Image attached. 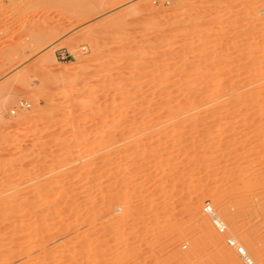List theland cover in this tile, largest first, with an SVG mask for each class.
Instances as JSON below:
<instances>
[{
  "label": "rangeland",
  "instance_id": "rangeland-1",
  "mask_svg": "<svg viewBox=\"0 0 264 264\" xmlns=\"http://www.w3.org/2000/svg\"><path fill=\"white\" fill-rule=\"evenodd\" d=\"M263 176L264 0H0V264H264Z\"/></svg>",
  "mask_w": 264,
  "mask_h": 264
},
{
  "label": "bare ground",
  "instance_id": "bare-ground-1",
  "mask_svg": "<svg viewBox=\"0 0 264 264\" xmlns=\"http://www.w3.org/2000/svg\"><path fill=\"white\" fill-rule=\"evenodd\" d=\"M252 77H253V78H252L251 81L256 85V83H258V81L260 80V78H259V80L257 79V78L259 77V76H257V74H254ZM214 86H215V85H214ZM184 88H185V87H184ZM187 88H189V87H187ZM192 88H193V87H192ZM196 88H197V87H195V90H197ZM205 88H206V87H205ZM209 88H210V87H209ZM189 89H190V88H189ZM199 89H200V88H199ZM207 90H208V89H207ZM255 90H256V89H255ZM187 91H188V90H187ZM187 91H186V92H187ZM252 91H253V90H252ZM191 92H192V91H191ZM194 92H195V91H194ZM197 92H198V90H197ZM215 92H216V91H215ZM249 92H250V91H249ZM185 94H186V93H185ZM193 94H196V92L193 93ZM211 94H212V93H211ZM216 94H217V93H216ZM250 94H251V93H250ZM252 94H254V93H252ZM181 95H182V94H181ZM186 95H187V94H186ZM207 95H209V94H207ZM254 95L256 96V94H254ZM255 96H252V97H255ZM186 97H187V96H186ZM208 97H209V96H208ZM217 97H218V96H217ZM220 97H221V96H220ZM220 97H219V98H220ZM190 98H191V97H190ZM192 99H193V97H192ZM209 99H210V98H209ZM211 99H212V98H211ZM183 100H185V99H183ZM189 100H190V99H189ZM194 100H195V99H194ZM202 100H203V99H202ZM205 100H206V98H205ZM205 100H204V101H205ZM209 101H214V100H209ZM215 101H216V100H215ZM187 102H188V101H187ZM216 102H217V101H216ZM196 103H198V102H195V104H196ZM208 103H209V102H208ZM208 103H207V104H208ZM211 103H212V102H211ZM213 103H214V102H213ZM195 104H194V105H195ZM200 104H201V103H200ZM202 104H203V102H202ZM196 105H197V104H196ZM210 105H211V104H210ZM210 105L208 104V107H209ZM212 105H213V104H212ZM191 106H192V103H191V105H190V107H189V108H190V111H191ZM204 106H205V104H204ZM194 107H195V106H194ZM204 108H205V107H204ZM183 109H184V108H183ZM185 109H186V111L188 112V109H187V108H185ZM185 109H184V112H185ZM196 109H197V108H196ZM196 109H195V110H196ZM198 109L201 110L200 107H198ZM205 109H206V108H205ZM207 109H208V108H207ZM207 109H206V110H207ZM192 110H194V109H192ZM199 110H198V111H199ZM203 110H204V109H203ZM203 110H202V113H203ZM210 110H212L211 112H213V109H212V108H211ZM215 110H216V108H215ZM177 111L179 112V110H177ZM192 112H193V111H192ZM192 112H191V113H192ZM204 112H205V111H204ZM168 113H169V112H168ZM168 113H167V114H168ZM174 113H175V112H174ZM191 113H189V114H191ZM195 113H196V112H195ZM200 113H201V111H200ZM205 113H206V112H205ZM172 114H173V113H172ZM177 114H178V113H177ZM177 114H176V115H177ZM206 114H207V113H206ZM208 114H209V113H208ZM182 115H183V114H182ZM184 115H185V113H184ZM197 115H198V114H197ZM197 115H196V117H198ZM201 115H202V114H201ZM178 116H179V115H178ZM191 116H192V115H191ZM215 116H216V115H215ZM220 116H221V115H220ZM220 116H219V118H220ZM188 117H189V116H188ZM188 117H187V119H190V118H191V117H190V118H188ZM196 117H195V118H196ZM200 117H201V116H200ZM208 117H209V116H208ZM222 118H223V117H222ZM227 118H228V117H227ZM230 118H231V117H230ZM230 118H229V119H230ZM199 119H200V118H199ZM201 119H202V118H201ZM215 119H216V118H215ZM192 120H193V119H192ZM192 120H191V121H192ZM203 120H204V119H203ZM218 120H219V119H218ZM191 121H190V122H191ZM194 121H195V119H194ZM144 122H145V121H144ZM186 122H187V121H186ZM192 122H193V121H192ZM197 122H199V121H197ZM197 122H196V124H201V123H197ZM215 122H216V121H215ZM187 123H188V122H187ZM223 123H224V122H223ZM185 124H186V123H185ZM193 124H194V123H193ZM215 124H216V123H215ZM218 124H219V123H218ZM191 125H192V124H190V125H188V126H191ZM225 125H226V124H225ZM162 126H163V125H162ZM160 127H161V126H160ZM225 127H226V126H225ZM231 127H232V126H230V128H231ZM190 128H191V127H190ZM196 128H197V127H196ZM230 128H229V129H230ZM150 129H151V128H150ZM172 129H173V128H172ZM172 129H171V130H172ZM218 129H219V128H218ZM220 129H221V128H220ZM226 129H227V128H226ZM187 130H188V129H187ZM195 130H196V129H195ZM126 131H127V130H126ZM152 131H153V130H152ZM152 131H151L150 133H152ZM177 131H178V130H177ZM185 131H186L185 128H184V129H183V128H180L178 134H182V135H183L184 133H186ZM121 132H122V131H121ZM124 132H125V131H124ZM124 132H123V133H124ZM168 132H170V131H168ZM174 132H175V131H174ZM113 133H114V132H113ZM154 133H155V132H154ZM154 133H153V134H154ZM163 133H164V131H163ZM163 133H162V134H163ZM176 133H177V132H176ZM114 134H115V133H114ZM170 134H171V133H170ZM200 134H201V133H200ZM112 135H113V134H112ZM182 135H181V136H182ZM146 136H147V134H146ZM149 136H150V135H149ZM104 137H105V135H104ZM109 137H110V136H109ZM111 137H113V136H111ZM177 137H178V136H177ZM184 137H185V136H184ZM190 138H191V137H190ZM122 140H123V139H122ZM156 140H157V139H156ZM158 141H159V139H158ZM189 141H190V139H189ZM213 141H214V140H213ZM187 143H188V142H187ZM190 143H191V142H190ZM217 143L219 144V142H217ZM133 144H134V143H133ZM142 144H143V143H142ZM178 144H179V143H178ZM184 144H185V143H184ZM186 145H187V144H186ZM259 145H260V144H259ZM135 146H136V145H135ZM143 146H144V145H143ZM183 146H184V145H183ZM257 146H258V145H257ZM226 147H227V146H226ZM254 147H255V146H254ZM258 147H259V146H258ZM142 148H144V147H142ZM180 148H181V147H180ZM222 148H223V147H222ZM256 148H257V147H256ZM185 149H187V148H185ZM213 149H214V148H213ZM192 150H193V149H192ZM225 150H226V149H225ZM215 151H216V150H215ZM153 152H154V151H153ZM188 152H189V151H188ZM134 154H135V153H134ZM219 154H220V153H219ZM228 154H229V153H228ZM170 155H171V154H170ZM248 155H249V154H248ZM188 156H189V155H188ZM193 157H194V156H193ZM203 157H204V156H203ZM208 157H210V156H208ZM216 157H217V156H216ZM235 157H236V156H235ZM185 158H186V157H185ZM185 158H184V160H185ZM199 158H200V157H199ZM223 158H224V157H223ZM233 158H234V157H233ZM204 159H206V158H204ZM163 160H164V159H163ZM192 160H193V159H192ZM237 160H238V159H237ZM243 160H244V158H243ZM107 161H108V160H107ZM107 161H106V162H107ZM189 161H190V160H189ZM213 161H214V160H213ZM109 162H110V161H109ZM190 162H191V161H190ZM192 163H193V162H192ZM192 163H191V164H192ZM195 163H196V162H195ZM201 163H202V162H201ZM205 163H206V162H205ZM183 164H184V163H183ZM209 164H210V163H209ZM188 165H189V164H188ZM197 166H198V165H197ZM221 166H222V165H221ZM178 167H180V166H178ZM181 167H182V166H181ZM181 169H182V168H181ZM193 169H194V168H193ZM178 170H179V169H178ZM216 170H217V169H216ZM246 170H247V168H246ZM179 171H180V170H179ZM189 172H190V171H189ZM193 172H194V171H193ZM197 172H198V171H197ZM243 172H244V171H243ZM262 172H263V170H262ZM209 173H210V171H209ZM225 173H226V172H225ZM227 173H228V172H227ZM185 174H186V173H185ZM192 174H193V173H192ZM197 174H198V173H197ZM230 174H231V173H230ZM247 174H248V173H247ZM257 174H258V173H257ZM248 175H249V174H248ZM185 176H186V175H185ZM205 176H206V175H205ZM229 177H230V175H229ZM245 177H246V176H245ZM251 177H252V176H251ZM263 177H264V176H263ZM252 179H253V178H252ZM259 179H260V178H259ZM243 180H244V179H243ZM253 180H254V179H253ZM257 181H258V179H257ZM249 183H250V182H249ZM253 183H254V182H253ZM255 183H256V182H255ZM257 184H258V183H257ZM253 185H256V184H253ZM249 187H250V186H249ZM260 187H261V186H260ZM243 188H244V186H243ZM245 188H246V187H245ZM251 188H253V187H251ZM258 188H259V187H258ZM227 189H228V188H227ZM234 189H236V188H234ZM248 189H249V188H248ZM248 189H247V191H248ZM254 189H256V188H254ZM254 189H253V190H254ZM228 191H229V190H228ZM241 191H242V190H241ZM251 191H252V190H251ZM120 192H121V191H120ZM222 192H223V191H221V193H222ZM230 192H231V191H230ZM214 193H215V192H214ZM214 193H213V194H214ZM223 193H224V192H223ZM231 193H232V192H231ZM236 193H237V192H236ZM124 194H125V193H124ZM227 194H228V193H227ZM233 194H234V193H233ZM135 195H136V194H135ZM220 195H221V194H220ZM123 196H125V195H123ZM123 196H122V197H123ZM218 196H219V195H218ZM227 196H229V195H227ZM118 197H119V194H118ZM126 197H127V196H126ZM216 197H217V193H216ZM56 198H57V197H56ZM56 198H55V200H56ZM116 198H117V196H116ZM212 198H213V197H212ZM225 198H226V197H225ZM241 198H242V197H241ZM262 198H263V197H262ZM262 198H261V199H262ZM221 199L223 200V198H221ZM263 199H264V198H263ZM120 200H121V198H120ZM125 200H126V198H125ZM217 200H220V199L217 198ZM217 200H216V201H217ZM121 201H122V200H121ZM193 201H194V200H193ZM223 201H224V200H223ZM109 202H110V201H109ZM209 202H210V200H209ZM209 202H208V203H209ZM220 202H221V201H220ZM251 202H252V201H251ZM258 202H259V201H258ZM258 202H257V203H258ZM260 202H261V201H260ZM201 203H202V202H201ZM123 204H124V203H123ZM125 204H126V203H125ZM145 204H146V203H145ZM194 204H195V203H194ZM211 204H213V203L211 202ZM225 204H226V203H225ZM236 204H237V203H236ZM115 205H116V204H115ZM150 205H151V204H150ZM175 205H176V204H175ZM204 205H205V203H204ZM216 205H217V204H216ZM255 205H256V204H255ZM261 205H262V204H261ZM100 206H101V205H100ZM129 206H131V205H129ZM198 206H199V205H198ZM205 206H207V204H206ZM209 206H210V205H209ZM213 206H215V205H213ZM218 206H219V205H218ZM225 206H227V205H225ZM256 206L258 207V205H256ZM259 206H260V205H259ZM262 206H263V205H262ZM106 207H107V206H106ZM115 207H116V206H115ZM122 207H123V206H122ZM125 207H126V206H125ZM144 207H145V206H144ZM162 207H163V206H162ZM175 207H176V206H175ZM175 207H174V208H175ZM200 207H201V206H200ZM203 207H204V206H203ZM211 207H212V206H211ZM223 207H224V206H223ZM227 207H228V206H227ZM232 207H233V206H232ZM240 207H241V206H240ZM117 208H118V207H117ZM176 208H177V207H176ZM176 208H175V209H176ZM183 208H184V207H183ZM198 208H199V207H198ZM228 208H229V207H228ZM228 208H227V209H228ZM143 209H144V208H143ZM147 209H148V208H147ZM149 209H150V208H149ZM170 209H171V208H170ZM170 209H169V210H170ZM221 209H222V208H221ZM135 210H136V209H135ZM224 210H225V209H224ZM238 210H239V209H238ZM260 210H261V209H260ZM145 211H146V209H145ZM179 211H180V210H179ZM202 211H203V210H202ZM230 211H231V210H230ZM121 212H125V211H121ZM126 212H127V211H126ZM215 212H216V211H215ZM221 212H222V211H221ZM133 213H134V212H133ZM144 213H145V215H146V212H144ZM144 213H143V214H144ZM226 213H227V212H226ZM232 213H233V212H232ZM176 214H177V213H176ZM216 214H217V212H216ZM221 214H222V213H221ZM254 214H255V213H254ZM141 215H142V214H141ZM150 215H151V214H150ZM190 215H191V214H190ZM226 215H227V214H226ZM228 215H229V212H228ZM230 215H231V213H230ZM230 215H229V216H230ZM125 216H126V214H125ZM128 216H130V214H129ZM136 216H137V215H136ZM148 216H149V215H148ZM148 216H147V217H148ZM192 216H193V215H192ZM217 216H218V215H217ZM261 216H263V215L261 214ZM121 217H122V216H121ZM121 217H120V218H121ZM130 217H132V215H131ZM160 217H161V216H160ZM160 217H159V218H160ZM183 217H184V216H183ZM208 217H209V216H208ZM218 217H219V216H218ZM239 217L241 218V216H239ZM239 217H238V218H239ZM259 217H260V216H259ZM263 217H264V216H263ZM135 218H136V217H135ZM153 218H154V217H153ZM153 218H152V219H153ZM159 218H158V219H159ZM169 218H170V217H169ZM209 218H210V217H209ZM126 219H127V218H126ZM143 219H144V218H143ZM219 219L225 224V222H224V220H223L224 218L221 219V217H219ZM226 219H227V218L225 217V220H226ZM258 219H259V218H258ZM258 219H257V220H258ZM132 220H133V219H132ZM132 220H131V221H132ZM134 220H135V219H134ZM136 220H137V219H136ZM139 220H140V219H139ZM161 220H162V219H161ZM210 220H211V218H210ZM228 220H229V218H228ZM237 220H238V219H237ZM239 220H240V219H239ZM119 221H120V220H119ZM124 221H125V219H124ZM126 221H128V220H126ZM126 221H125V222H126ZM131 221H130V222H131ZM145 221H146V220H144V222H145ZM151 221H152V220H151ZM164 221H165V220H164ZM169 221H170V219H169ZM172 221H173V220H172ZM176 221H177V220H176ZM178 221H179V220H178ZM226 221H227V220H226ZM229 221H232V220L230 219ZM229 221H227V222H229ZM144 222L142 221V223H144ZM173 222H174V221H173ZM209 222H210V221H209ZM209 222H207L206 219H203V220L201 221V223L199 222V223H200L199 226H201L200 229H202V231H203V233H205L206 237H208V238H210V237L213 238V236H214L213 233H215V232H214L212 229H213L214 226L212 225L213 227L211 228V227L208 225ZM227 222H226V223H227ZM233 222H235V221H233ZM242 222H243V221H242ZM132 223H134V221H133ZM145 223H148V222H145ZM229 223H230V222H229ZM259 223H260V222H259ZM175 224H176V223H175ZM175 224H174V225H175ZM177 224H178V223H177ZM209 224H210V223H209ZM211 224H212V220H211ZM260 224H261V223H260ZM154 225H155V224H154ZM171 225H172V224H171ZM181 225H182V224H181ZM258 225H259V224H258ZM133 226H134V224H133ZM135 226H136V225H135ZM177 226H179V225H177ZM191 226H192V225H191ZM199 226H198V227H199ZM226 226H227V225H226ZM147 227H148V226H147ZM173 227H174V226H173ZM175 227H176V226H175ZM259 227H260V226H259ZM262 227H263V226H262ZM161 228H162V227H161ZM177 228H179V227H177ZM149 229H150V228H149ZM253 229H254V228H253ZM257 229H258V228H257ZM175 230H176V228H175ZM214 230H216V229H214ZM148 231H152V229H151V230H148ZM148 231H147V232H148ZM172 231H173V230H172ZM172 231H171V232H172ZM182 231H183V230H182ZM189 231H190V230H189ZM192 231H193V230H192ZM192 231H191V232H192ZM200 231H201V230H200ZM216 231H217V230H216ZM152 233H153V232H152ZM174 233H176V232H174ZM200 233H201V232H200ZM249 233H251V232H249ZM162 234H163V233H162ZM166 234H167V232H166ZM168 234H170V233L168 232ZM211 234H212V235H211ZM240 234H241V233H240ZM254 234H256V233H254ZM146 235H147V234H146ZM158 235H159V234H158ZM163 235H164V234H163ZM173 235H174V234H173ZM179 235H181V234H179ZM183 235H186V234L184 233ZM195 235H196V234H195ZM208 235H209L210 237H209ZM244 235H245V234H244ZM156 236H157V235H156ZM160 236H161V235H160ZM165 236H167V235H165ZM165 236H164V237H165ZM189 236H190V235H189ZM250 236H251V235H250ZM149 237H150V236H149ZM161 237H163V236H161ZM161 237H160V239H161ZM164 237H163V238H164ZM168 237H170V236H167V237H165V238L167 239ZM177 237H181V236H177ZM184 237H185V236H184ZM187 237H188V236H187ZM190 237H191V236H190ZM194 237H195V236H194ZM199 237H200V236H199ZM120 238H121V237H120ZM127 238H128V237H127ZM154 238H156V237H154ZM158 238H159V237H158ZM158 238H157V239H158ZM170 238H171V237H170ZM173 238H174V237H173ZM188 238H189V237H188ZM200 238H201V237H200ZM203 238H204V235H203ZM208 238H207V239H208ZM211 238H210V239H211ZM244 238H245V237H244ZM244 238H243V239H244ZM121 239H122V238H121ZM121 239H120V240H121ZM179 239L181 240V238H179ZM182 239H183V238H182ZM190 239H192V237H191ZM198 239H199V238H198ZM204 239H205V238H204ZM214 239H215V238H213V241H214ZM117 240H118V238H117ZM117 240H116V241H117ZM158 240H159V239H158ZM199 240H200V239H199ZM211 240H212V239H211ZM216 240H217V239H215V244H216V242H218V244H216V245L219 246V243H220V242H219V240H218V241H216ZM155 241H156V239H155ZM166 241H167V240H166ZM168 241H169V240H168ZM174 241H175V240H174ZM174 241H173V242H174ZM178 241H179V240H178ZM182 241H183V240H182ZM182 241H181V242H182ZM124 242H125V240H124ZM146 242H147V240H146ZM158 242H159V241H158ZM158 242H157V243H158ZM161 242H162V240H161L159 243H161ZM164 242H165V241H164ZM186 242H187V241H186ZM190 242H191V240H190ZM190 242H189V244L191 245L193 242H192V243H190ZM201 242H202V241H201ZM85 243H86V242H85ZM118 243H119V242H118ZM148 243H149V242H148ZM157 243H156V244H157ZM159 243H158V244H159ZM167 243H168V242H167ZM167 243H166V244H167ZM178 243H179V242H178ZM196 243H197V244H196ZM196 243H194V244H195V246L198 245L197 247H199V246L201 245L200 242H196ZM198 243H200V245H199ZM100 244H101V243H100ZM144 244H145V243H144ZM144 244H143V246H144ZM164 244H165V243H164ZM170 244H171V243H170ZM180 244H181V243H180ZM189 244H188V245H189ZM215 244H214V245H215ZM220 244H222V243H220ZM119 245H120V244H119ZM140 245H141V244H140ZM147 245H148V244H147ZM152 245H153V244H152ZM162 245H163V244H162ZM175 245H176V244H175ZM190 245H189V246H190ZM210 245H211V242H210ZM252 245H253V244H252ZM101 246H102V245H101ZM145 246H146V245H145ZM153 246H154V245H153ZM172 246L174 247V245H172ZM178 246H179V245H178ZM182 246H183V245H182ZM195 246H191V247H195ZM211 246H212V245H211ZM116 247H117V246H116ZM146 247H148V246H146ZM149 247H152V246L150 245ZM149 247H148V248H149ZM157 247H158V246H157ZM250 247H251V246H250ZM124 248H125V247H124ZM129 248H130V247H129ZM176 248H177V247H176ZM188 248H189V247H188ZM195 248H196V247H195ZM199 248H200V247H199ZM88 249H89V248H88ZM92 249H93V248H92ZM126 249H127V248H126ZM126 249H125V251H126ZM152 249H153V248H152ZM152 249H151V250H152ZM159 249H160V248H159ZM178 249H179V248H178ZM178 249H177V250H178ZM193 249H194V248H193ZM197 249H198V248H197ZM202 249H203V248H202ZM216 249H217V248H216ZM79 250H80V249H79ZM93 250H96V249H93ZM108 250H109V249H108ZM119 250H120V249H119ZM122 250H123V249H122ZM140 250H141V249H140ZM149 250H150V248H149ZM163 250H164V249H163ZM167 250H169V249H167ZM213 250H214V249H213ZM77 251H78V250H77ZM90 251H92V250H90ZM98 251H99V249H98ZM101 251H102V250H100V252H101ZM109 251H110V250H109ZM165 251H166V250H165ZM173 251H174V250H173ZM201 251H202V250H201ZM204 251H205V250H204ZM209 251H210V250H209ZM209 251H208V252H209ZM211 251H212V250H211ZM211 251H210V252H211ZM81 252H82V251H80V254H81ZM88 252H89V251H88ZM100 252H99V254H100ZM155 252H156V251H155ZM157 252H158V251H157ZM175 252H176V250H175ZM177 252H178V251H177ZM182 252H183V254H184L185 251H182ZM76 253H77V252H76ZM82 253H83V252H82ZM86 253H87V252H86ZM86 253H85V254H86ZM163 253H165V252H162V255H163ZM185 253H186V252H185ZM187 253H188V251H187ZM204 253H206V252H204ZM89 254H90V253H89ZM137 254H139V253H137ZM153 254H154V253H153ZM168 254H169V253H168ZM173 254H174V253H173ZM173 254L171 253V256H172ZM180 254H181V252H180ZM192 254H193V253H192ZM201 254H202V252H201ZM201 254H200V255H201ZM76 255H77V254H76ZM93 255H94V254H93ZM114 255H116V254H114ZM120 255H121V254H120ZM156 255H157V253H156ZM159 255H160V254H159ZM174 255H175V254H174ZM181 255H182V254H181ZM198 255H199V254H198ZM203 255H204V254H203ZM73 256H74V255H73ZM77 256H79V255H77ZM88 256H90V255H88ZM94 256H95V255H94ZM122 256H123V255H122ZM136 256H137V255H136ZM167 256H169V255H167ZM178 256H179V255H178ZM196 256H197V255H196ZM98 257H99V256H98ZM98 257H96V259H97ZM104 257H105V256H104ZM158 257H159V256H158ZM165 257H166V256L163 255V258H165ZM197 257H198V256H197ZM94 258H95V257H94ZM120 258H121V256H120ZM133 258H134V257H133ZM163 258H162V260H163ZM172 258H173V257H172ZM176 258H177V257H176ZM88 259H89V258H88ZM96 259H95V261H96ZM101 259H102V258H101ZM113 259H114V258H113ZM134 259H135V258H134ZM134 259H133V260H134ZM145 259H146V258H145ZM154 259H155V258H154ZM156 259H157V258H156ZM120 260H121V259H120ZM129 260H131V259L129 258ZM143 260H144V259H143ZM175 260H177V259H175ZM181 260H182V259H181ZM202 260L205 261V260H206V257H205L204 259H202ZM75 261H76V260H75ZM91 261H92V260H91ZM95 261H94V262H95ZM109 261H110V263H111V260H109ZM123 261H125V260H123ZM123 261H121V262L123 263ZM148 261H149V260H148ZM155 261H156V260H155ZM160 261H161V260H160ZM173 261H174V259H173ZM177 261H178V260H177ZM179 261H180V260H179ZM206 261H207V260H206ZM224 261L228 262V264H229V263H230V264H236L235 261H231V260H230V261H228V260H224ZM85 262H87V261H85ZM102 262H103V261H102ZM127 262H129V261H127ZM136 262H137V261H136ZM143 262H144V261H143ZM146 262H147V261H146ZM76 263H77V262H76ZM96 263H97V261H96ZM98 263H100V262H98ZM137 263H138V262H137ZM159 263H160V262H159ZM166 263H167V262H166ZM170 263H171V262H170ZM205 263H206V262H205ZM78 264H79V263H78ZM80 264H81V261H80ZM84 264H85V263H84ZM105 264H106V262H105ZM112 264H113V262H112ZM124 264H125V263H124ZM133 264H134V262H133ZM146 264H148V263H146ZM155 264H156V263H155ZM162 264H163V263H162ZM226 264H227V263H226Z\"/></svg>",
  "mask_w": 264,
  "mask_h": 264
},
{
  "label": "built area",
  "instance_id": "built-area-1",
  "mask_svg": "<svg viewBox=\"0 0 264 264\" xmlns=\"http://www.w3.org/2000/svg\"><path fill=\"white\" fill-rule=\"evenodd\" d=\"M204 211L211 218L212 224L219 233L224 234L227 232L226 224H224L219 219L215 210L211 206H206L204 208ZM226 242L230 248L235 250V252L238 254V256L243 260L245 264H255L253 259L250 257L247 250L245 249V247L242 246L240 243H238L236 239H234L232 236H226ZM240 249H243V251H240Z\"/></svg>",
  "mask_w": 264,
  "mask_h": 264
},
{
  "label": "snow or ice",
  "instance_id": "snow-or-ice-1",
  "mask_svg": "<svg viewBox=\"0 0 264 264\" xmlns=\"http://www.w3.org/2000/svg\"><path fill=\"white\" fill-rule=\"evenodd\" d=\"M240 251H243V249H240Z\"/></svg>",
  "mask_w": 264,
  "mask_h": 264
}]
</instances>
